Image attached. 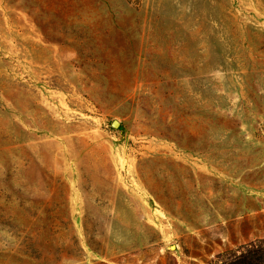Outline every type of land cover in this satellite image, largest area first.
<instances>
[{
    "label": "rangeland",
    "instance_id": "obj_1",
    "mask_svg": "<svg viewBox=\"0 0 264 264\" xmlns=\"http://www.w3.org/2000/svg\"><path fill=\"white\" fill-rule=\"evenodd\" d=\"M256 249L264 0H0V264Z\"/></svg>",
    "mask_w": 264,
    "mask_h": 264
},
{
    "label": "trees",
    "instance_id": "obj_2",
    "mask_svg": "<svg viewBox=\"0 0 264 264\" xmlns=\"http://www.w3.org/2000/svg\"><path fill=\"white\" fill-rule=\"evenodd\" d=\"M264 263V249H256L248 253H244L235 260L226 264H263Z\"/></svg>",
    "mask_w": 264,
    "mask_h": 264
},
{
    "label": "water",
    "instance_id": "obj_3",
    "mask_svg": "<svg viewBox=\"0 0 264 264\" xmlns=\"http://www.w3.org/2000/svg\"><path fill=\"white\" fill-rule=\"evenodd\" d=\"M111 124L115 128L118 127V122L116 120H113Z\"/></svg>",
    "mask_w": 264,
    "mask_h": 264
}]
</instances>
